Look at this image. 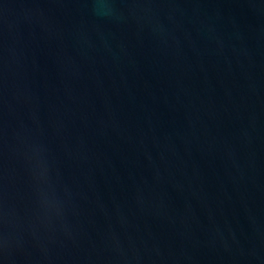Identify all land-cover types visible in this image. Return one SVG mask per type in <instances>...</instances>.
Listing matches in <instances>:
<instances>
[{
  "label": "water",
  "instance_id": "95a60500",
  "mask_svg": "<svg viewBox=\"0 0 264 264\" xmlns=\"http://www.w3.org/2000/svg\"><path fill=\"white\" fill-rule=\"evenodd\" d=\"M0 264H264V0H0Z\"/></svg>",
  "mask_w": 264,
  "mask_h": 264
}]
</instances>
